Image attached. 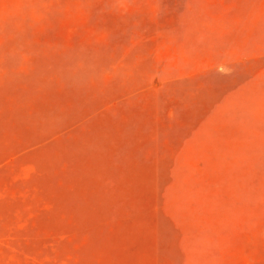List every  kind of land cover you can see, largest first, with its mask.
Returning a JSON list of instances; mask_svg holds the SVG:
<instances>
[{"label":"rangeland","instance_id":"obj_1","mask_svg":"<svg viewBox=\"0 0 264 264\" xmlns=\"http://www.w3.org/2000/svg\"><path fill=\"white\" fill-rule=\"evenodd\" d=\"M0 264H264V0H0Z\"/></svg>","mask_w":264,"mask_h":264}]
</instances>
